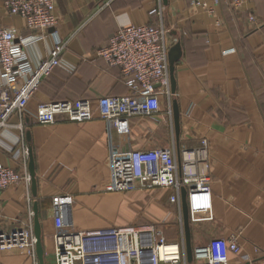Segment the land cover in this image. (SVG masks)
Returning <instances> with one entry per match:
<instances>
[{"label": "crops", "instance_id": "1", "mask_svg": "<svg viewBox=\"0 0 264 264\" xmlns=\"http://www.w3.org/2000/svg\"><path fill=\"white\" fill-rule=\"evenodd\" d=\"M237 2L167 0L163 5L162 0H56L58 26L27 47L26 53L36 62L60 39L65 42L64 65L42 80L27 110L51 101H95L130 94L120 69L97 57L95 50L106 45L118 27L162 23L168 44L178 40L181 45L171 97L180 113L178 144L196 146L204 136L211 156L212 219L190 223L192 248L235 233L240 251L229 253L228 264H264V0ZM0 27L13 28L18 36L29 34L23 20L8 14L1 1ZM167 101L160 97V111L151 118H132L130 132L123 136L116 130L109 136L97 113L82 123L59 117L48 125L38 124L27 114H13L0 130V166L28 173V157L14 154L27 150L25 134L29 132L36 195L30 182L0 193V232L32 228L33 203L37 202L44 264H54L51 198L69 194L74 230L158 222L167 240L181 242L179 213L167 192L161 199L138 191L125 195L104 190L111 176V144L124 150L172 145ZM127 206L131 209L126 215H118ZM36 262L32 248L0 250V264Z\"/></svg>", "mask_w": 264, "mask_h": 264}, {"label": "built area", "instance_id": "2", "mask_svg": "<svg viewBox=\"0 0 264 264\" xmlns=\"http://www.w3.org/2000/svg\"><path fill=\"white\" fill-rule=\"evenodd\" d=\"M8 14L19 16L28 35L18 36L13 28L0 27V130L8 126L13 115L27 114L42 125L54 124L59 117L64 121L82 123L98 117L107 130L117 135H128L132 118H151L160 111V97L167 101L171 117V93L168 74L167 30L158 26L124 25L118 27L107 44L96 49L95 55L109 66L117 67L131 93L122 96H102L95 101L77 99L51 101L39 104L34 111L27 110L29 99L36 93L42 80L56 67H62L61 55L65 42L57 39L48 54L33 62L26 48L42 40L50 29L59 24L56 0H0ZM237 4L238 0H234ZM161 4V3H160ZM203 8L206 5L202 4ZM160 14V12H158ZM250 20H254L251 16ZM191 106L185 111L189 115ZM21 127V126H20ZM27 156V150L14 156ZM177 154L179 161H177ZM111 176L105 184L107 192H132L158 189L167 192L168 201L177 206L181 223L180 191L186 190L190 223L212 219L210 193L211 156L208 140L202 136L196 146H178L172 137L168 148L124 150L110 145ZM30 177L10 166H0V193ZM69 194L51 198L54 264H188L183 240H167L162 226H112L91 230L70 227ZM1 216V199H0ZM182 227V224H181ZM32 228L11 233L0 232V250L32 248ZM240 247L236 234L214 238L205 245L193 248L192 264H228L229 253L238 254ZM37 264V262H36Z\"/></svg>", "mask_w": 264, "mask_h": 264}, {"label": "water", "instance_id": "3", "mask_svg": "<svg viewBox=\"0 0 264 264\" xmlns=\"http://www.w3.org/2000/svg\"><path fill=\"white\" fill-rule=\"evenodd\" d=\"M162 4L166 5L167 0H162ZM181 58V45L178 40L175 41L174 44L169 46L167 52V62H168V74H169V82H170V93L173 96L175 93V78H174V68L175 64ZM171 119H172V130L173 136L175 139L176 148H178V140L180 133V113L178 109V105L175 99H171ZM25 139L27 141V157H28V175L30 177V185L31 192L35 196L36 195V181H35V172H34V159L32 155V149L30 145V134L26 132ZM177 161H179V157L177 154ZM180 205H181V224H182V240H183V249L185 253V260L188 264L193 263V255H192V245H191V230H190V221L188 215V206L186 201V190L184 188L180 191ZM32 232L34 237V251L37 257V264H44L43 259V246L41 242V225L38 217V207L37 202L33 203V226Z\"/></svg>", "mask_w": 264, "mask_h": 264}, {"label": "rangeland", "instance_id": "4", "mask_svg": "<svg viewBox=\"0 0 264 264\" xmlns=\"http://www.w3.org/2000/svg\"><path fill=\"white\" fill-rule=\"evenodd\" d=\"M168 34V33H167ZM166 38H167V36H166ZM167 111V110H166ZM168 129H169V127H168ZM171 129H172V127H171ZM172 137H173V134H172ZM136 191H138V190H136ZM132 192H134V191H132ZM140 194L141 193H147V196L150 198V197H153V198H155V196H163V197H161V199H163V198H166V194L164 193V191L162 192V191H160V190H158V189H154V190H148V191H138ZM119 193H123V194H128V193H130V192H119ZM161 195H160V194ZM165 195H164V194ZM163 194V195H162ZM147 197V198H148ZM128 207V208H127ZM127 207H123V208H121L120 209V213L118 214V215H126L125 213H127V211H128V209H131V208H129V207H131V206H127ZM156 223H158V222H156ZM169 234V236H172V234L173 233H171V231H167V235ZM168 236V237H169ZM171 238V237H170Z\"/></svg>", "mask_w": 264, "mask_h": 264}]
</instances>
